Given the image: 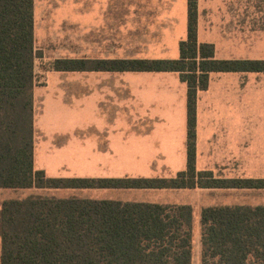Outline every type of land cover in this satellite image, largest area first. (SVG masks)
I'll use <instances>...</instances> for the list:
<instances>
[{
	"label": "trees",
	"instance_id": "16d2710c",
	"mask_svg": "<svg viewBox=\"0 0 264 264\" xmlns=\"http://www.w3.org/2000/svg\"><path fill=\"white\" fill-rule=\"evenodd\" d=\"M33 0H0V188H264V178L196 167V97L211 71H264V59L216 58L197 40L187 0L177 58L59 57L55 71H173L186 84V162L171 176H48L33 163ZM188 204L30 194L0 202V264H191ZM199 264H264V204L203 206Z\"/></svg>",
	"mask_w": 264,
	"mask_h": 264
},
{
	"label": "crops",
	"instance_id": "0c3cea01",
	"mask_svg": "<svg viewBox=\"0 0 264 264\" xmlns=\"http://www.w3.org/2000/svg\"><path fill=\"white\" fill-rule=\"evenodd\" d=\"M233 2L234 4L230 3V0H197V40L212 43L216 58L264 59L257 56L239 55L238 48L233 41L235 37L227 34L232 32L233 28L222 22L226 16L248 14L250 26L246 30L249 33L255 32L253 38H256L259 3L264 9V0H233ZM233 6L237 11L232 9ZM115 10H129V12H115ZM41 13L47 16V21L51 22V25L59 22L61 25L73 26V30L77 32H113V17L118 14L153 16L157 17L153 20L158 23H162V19H164L165 23L162 24L161 31L168 33L166 37L170 42L169 52L148 58H177L179 55L178 42L186 34L187 0H33L34 22L35 16ZM59 17L63 18L57 20ZM238 31L241 32L242 28ZM164 45L167 46V44ZM56 72L73 73L80 71ZM90 72L103 75L118 73L114 71ZM131 73L137 76L136 91L139 102L145 99L148 105L149 103L153 105L152 107L149 106L150 108L162 105L169 112H173L174 106L178 105L179 110L184 111L185 123L179 132L167 120L168 115L165 110H163L165 111L164 118H162L161 111L157 110L159 112L155 115L158 119L149 126L148 130H140L136 127V123L129 125L127 122L102 120L101 123L95 122L83 126L81 121L77 124L75 120L69 119L68 121H58L56 128L50 132H42V136L38 140H36V122L33 119V153L37 144L40 145L42 142L44 145L42 149L48 153V157H69L74 161H79L80 168L84 171H90V175L109 177L113 174L105 172L103 167H98L92 161L113 160L114 157H122L113 155L117 153L115 147L112 146V143L114 144L112 136L115 131H118L120 142L115 146H120L119 149H149L155 155H160L161 158L178 159L180 166L178 168L176 166L174 171L183 169L186 162L185 82L180 80L177 72L173 71H134ZM46 83H48V78ZM47 86L50 84L43 85L45 88ZM35 87L37 86L35 85ZM59 102L64 104L62 100ZM179 127L180 125H178ZM83 132L86 133L83 134ZM195 132V163L198 169H211L215 174L225 176L222 173H229L227 166L230 162L249 160L252 162L250 163L251 166L255 167V171L250 172L249 176L246 174L239 175L264 178V71L209 72L207 87L197 91ZM101 135L104 139L101 138ZM147 137L154 138V140L156 137H160V140L149 142ZM143 145H147L149 148ZM81 161H86V163H81ZM87 161L89 162L87 163ZM126 189L149 190V188ZM183 189L218 190L222 192L231 190L264 191V188L154 190L180 191Z\"/></svg>",
	"mask_w": 264,
	"mask_h": 264
},
{
	"label": "rangeland",
	"instance_id": "374dc122",
	"mask_svg": "<svg viewBox=\"0 0 264 264\" xmlns=\"http://www.w3.org/2000/svg\"><path fill=\"white\" fill-rule=\"evenodd\" d=\"M230 3L234 4L233 0H230ZM260 8L259 3L256 38H253L255 32L249 33L246 30L250 26L248 14L244 16L234 14L222 19V22L233 28V31L227 34L235 37L233 41L241 56L264 58V9ZM232 9L235 10L234 6ZM122 11L129 12V10H115V12ZM61 18L63 17H59L57 20ZM113 19V32H77L73 30V26L61 25L59 22L51 25V22L47 21V16L42 13L35 16L34 81L37 87L33 92V119H35L37 128L36 140L41 138L42 132H50L56 128L58 121H68L69 119L75 120L77 124L81 121L83 126L95 122L101 123L102 120L127 122L129 125L136 123V127L140 130H148L149 126L158 119L155 115L159 112L157 110L161 111L162 118L167 111V120L178 129V132L181 126L184 127L185 114L183 110H179L178 105L174 106L173 112H169L162 105L150 108L153 105L150 103L148 105L145 99L141 102L138 101L137 76L131 73L134 71L103 75L90 71L63 73L50 68L52 60L59 57H151L169 52L170 42L166 37L168 33L161 31L162 24L165 23L164 19H162V23H158L153 20L157 17L124 14L115 15ZM240 28H242L241 32L238 31ZM47 78L48 83H46ZM46 84H50V86L43 87ZM59 100L64 101V104L62 102L60 104ZM178 125H180L179 128ZM115 130L117 129L115 128ZM112 137L114 142L112 146L115 147L117 153L113 155L122 157H114L113 160L92 161L98 167H103L105 172L113 174L109 177L125 175L171 176L176 173L174 171L176 166L177 168L180 166L178 159L161 158L160 155H155L149 149L121 150L120 146H115L120 142L118 131H115ZM101 138L104 139L102 135ZM108 139L110 140L109 135ZM146 139L149 142L154 140L149 137ZM158 140L160 137H156L154 142ZM143 146L149 148L147 145ZM43 147L42 142L40 145L37 144L33 153V163L36 169L44 170L46 175L95 177L89 174L90 171L82 170L79 166L80 162L74 161L72 158L48 157V153L42 149ZM82 162L86 163V161ZM250 163L252 162L249 160H235L227 166L229 173L223 172L222 174L225 176H244L239 174L249 176L250 172L255 171V167ZM30 194L59 198L76 196L93 199L188 204L192 209L191 264H199V213L201 207L236 203H264V191L250 190L222 192L192 189L159 191L126 188L98 190L35 187L0 188V202L6 198H21Z\"/></svg>",
	"mask_w": 264,
	"mask_h": 264
}]
</instances>
